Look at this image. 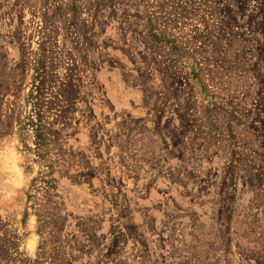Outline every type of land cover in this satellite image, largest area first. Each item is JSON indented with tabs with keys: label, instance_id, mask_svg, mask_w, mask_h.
I'll return each instance as SVG.
<instances>
[{
	"label": "rangeland",
	"instance_id": "374dc122",
	"mask_svg": "<svg viewBox=\"0 0 264 264\" xmlns=\"http://www.w3.org/2000/svg\"><path fill=\"white\" fill-rule=\"evenodd\" d=\"M0 264H264V0H0Z\"/></svg>",
	"mask_w": 264,
	"mask_h": 264
}]
</instances>
